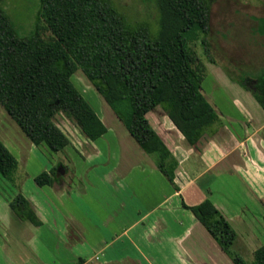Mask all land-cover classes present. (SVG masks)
Listing matches in <instances>:
<instances>
[{
  "label": "crops",
  "instance_id": "1",
  "mask_svg": "<svg viewBox=\"0 0 264 264\" xmlns=\"http://www.w3.org/2000/svg\"><path fill=\"white\" fill-rule=\"evenodd\" d=\"M246 17L256 25L244 22V30H260L264 15L248 13ZM231 30H226L228 35ZM242 35L245 37V33ZM260 37L264 39V35ZM205 63L203 93L220 117L217 131L205 134L192 145L160 105L147 113L149 122L178 160L175 184L130 133L127 140L134 147L131 153L122 155L120 150L106 165L105 153L100 152L98 157L104 164L96 169L83 168L81 176L74 180L60 172L58 181L39 186L35 182L39 173L31 175L30 182L23 183L20 190L42 224L18 218L4 202L0 208V232L9 238L4 244V249L9 246L5 261L235 264L183 202L194 206L211 199L236 230L238 240L254 243L257 218L247 204L264 216V107L250 89L257 78H251L253 85L247 88L242 77L227 68L225 59L211 57ZM0 108L4 113L0 127L8 126L21 137L22 129L1 105ZM9 136L10 133L0 134L6 145ZM53 167L54 164L45 165L41 172Z\"/></svg>",
  "mask_w": 264,
  "mask_h": 264
},
{
  "label": "trees",
  "instance_id": "2",
  "mask_svg": "<svg viewBox=\"0 0 264 264\" xmlns=\"http://www.w3.org/2000/svg\"><path fill=\"white\" fill-rule=\"evenodd\" d=\"M0 0V105L35 145L54 152L70 140L55 117L73 119L95 141L108 132L95 108L72 80L81 69L156 166L175 184L178 160L153 128L147 113L160 105L187 141L196 145L221 126L215 107L203 93L207 75L194 44L205 39L208 0H157L156 25L133 21L115 0H41L39 18L52 32L45 38L39 23L21 35ZM245 87L253 81L242 80ZM264 107V73L250 88ZM19 160L0 138V172L15 182ZM58 166L35 177L39 186L59 180ZM235 264H264V243L249 263L235 249L238 234L209 198L189 206ZM12 212L35 225L41 219L19 191Z\"/></svg>",
  "mask_w": 264,
  "mask_h": 264
},
{
  "label": "rangeland",
  "instance_id": "3",
  "mask_svg": "<svg viewBox=\"0 0 264 264\" xmlns=\"http://www.w3.org/2000/svg\"><path fill=\"white\" fill-rule=\"evenodd\" d=\"M115 1L121 11L133 21H146L153 27L156 25L159 15L157 0ZM208 1L210 2V25L209 31L205 36L208 45H205L202 39L194 44V48L201 60L206 62L211 57L219 60L225 59L226 64H228L227 68L238 75V77H242V79L257 78L262 75L264 73V39L260 36L264 35V20L254 18L255 20H260V30L250 29L251 31H246L242 27V23L245 22L247 24L250 21L251 25H256V22L247 19L246 16L248 13L256 16L264 15V0ZM2 4L21 35H28L35 31L36 25L39 23L41 35L45 38L52 36V32L44 28L46 26L44 20L38 17L41 9V0H3ZM228 28L232 29L231 35L226 32ZM233 32L234 35H232ZM243 33H245V37L242 35ZM72 80L98 112L108 128V132L95 143V141L85 136L73 119L63 113H59L55 117V122L67 134L70 142L64 150L54 152L44 143L35 145L30 141L14 119L17 128L23 133L21 137L12 133L13 129L10 130L8 126L5 129L1 126V135L10 133L9 138L6 139L7 146L17 157L20 165L17 173H15V182L10 181L0 172V208L3 207L4 202L9 204L8 199L18 194L21 191V185L29 183V178L34 174L40 173L45 165L49 164L52 166L54 164V166H58L61 174L64 176L68 174V177L74 180L77 176H81L83 168L96 169L97 166L104 164L98 157L101 154L100 152L105 153L104 159L107 165L113 162V156L119 153L120 150L122 155L127 154L128 151L131 153L130 151L134 150L130 141L127 140L129 132L125 125L81 69L73 74ZM250 85L253 84L250 83ZM3 114V110L0 108V120ZM147 156L152 158L150 155ZM83 175L85 174L83 173ZM1 196L5 199H1ZM247 205L250 206V211L257 218L254 221L256 238H254L253 244L251 242L246 244L244 240L239 241L237 237L234 249L251 263L254 260V252L264 243V216L261 211L256 209L253 212L251 203ZM0 229H2V224H0ZM0 233L2 234L0 235V264H9V262L5 261V251L9 246H5L4 249V244L8 243L7 240L9 238L3 234V231ZM30 249L35 255L34 250L31 247ZM39 264L44 263L39 262Z\"/></svg>",
  "mask_w": 264,
  "mask_h": 264
},
{
  "label": "flooded vegetation",
  "instance_id": "4",
  "mask_svg": "<svg viewBox=\"0 0 264 264\" xmlns=\"http://www.w3.org/2000/svg\"><path fill=\"white\" fill-rule=\"evenodd\" d=\"M209 11H210V7H209Z\"/></svg>",
  "mask_w": 264,
  "mask_h": 264
}]
</instances>
